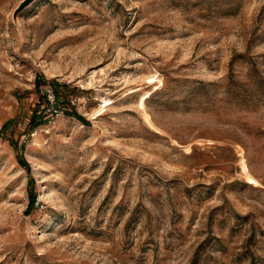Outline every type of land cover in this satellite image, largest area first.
<instances>
[{
	"label": "rangeland",
	"instance_id": "obj_1",
	"mask_svg": "<svg viewBox=\"0 0 264 264\" xmlns=\"http://www.w3.org/2000/svg\"><path fill=\"white\" fill-rule=\"evenodd\" d=\"M23 1L0 264H264V0Z\"/></svg>",
	"mask_w": 264,
	"mask_h": 264
},
{
	"label": "trees",
	"instance_id": "obj_2",
	"mask_svg": "<svg viewBox=\"0 0 264 264\" xmlns=\"http://www.w3.org/2000/svg\"><path fill=\"white\" fill-rule=\"evenodd\" d=\"M71 113H73V115H75V116H78V113H77L76 110H73ZM30 118H31V125L32 126L35 125L36 124V122H35L36 118H34V116H31ZM29 196H31L30 205L33 206L34 205V201H35V196L32 195V194H30Z\"/></svg>",
	"mask_w": 264,
	"mask_h": 264
},
{
	"label": "water",
	"instance_id": "obj_3",
	"mask_svg": "<svg viewBox=\"0 0 264 264\" xmlns=\"http://www.w3.org/2000/svg\"><path fill=\"white\" fill-rule=\"evenodd\" d=\"M33 0H24L22 3H20V5L16 8V10L14 11V17H17V14L19 12H21L23 10V8L29 4L30 2H32Z\"/></svg>",
	"mask_w": 264,
	"mask_h": 264
},
{
	"label": "built area",
	"instance_id": "obj_4",
	"mask_svg": "<svg viewBox=\"0 0 264 264\" xmlns=\"http://www.w3.org/2000/svg\"><path fill=\"white\" fill-rule=\"evenodd\" d=\"M47 98H48V100L50 102L54 103V101H55V95H54V93L51 90L48 91Z\"/></svg>",
	"mask_w": 264,
	"mask_h": 264
}]
</instances>
